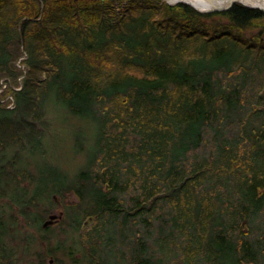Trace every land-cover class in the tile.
<instances>
[{
	"label": "trees",
	"instance_id": "obj_1",
	"mask_svg": "<svg viewBox=\"0 0 264 264\" xmlns=\"http://www.w3.org/2000/svg\"><path fill=\"white\" fill-rule=\"evenodd\" d=\"M1 77L19 86L0 104V264H64L30 231L57 207L89 264H264L263 11L0 0ZM49 106L89 127L73 177L48 160Z\"/></svg>",
	"mask_w": 264,
	"mask_h": 264
},
{
	"label": "rangeland",
	"instance_id": "obj_2",
	"mask_svg": "<svg viewBox=\"0 0 264 264\" xmlns=\"http://www.w3.org/2000/svg\"><path fill=\"white\" fill-rule=\"evenodd\" d=\"M163 1L170 4L168 0ZM25 58L26 55L24 57L22 56L16 62L17 71H21L23 75L26 73V67L22 63V60ZM23 78V76H20V78H18V82L22 83ZM13 85H16V82L9 80L8 77L0 78L1 105L9 104L12 106L10 102L12 98H5L2 93L5 92L9 86L14 87ZM47 111L46 118L40 125V129L43 131V142L48 160H51L52 163H55L56 166L63 169L71 177H73L84 167V165H86V152L90 145L89 142V144H85V151L76 152L75 140L81 130L87 129L89 132V127L83 122V120L81 121L80 119L73 117L64 109L59 110L55 106H49ZM23 155L25 163H29L30 170L34 172L35 164L39 163L41 159L38 155L31 156L28 153H24ZM72 198L76 199L74 197H71L70 199ZM56 200L58 201V198ZM52 216H55L56 218L48 224V226H44V229L51 228L49 232H36L34 229H30L38 240H41L42 237L50 239L49 244L42 243L41 245H36V249L45 251L49 246L57 248V245L62 243L60 249L56 252L55 257L61 260L64 264H89L88 261L84 259L83 248L78 243L80 240L79 234L69 230L67 221L63 220L64 211L62 207H57L53 211L52 215L47 218L46 222L50 221ZM87 225L90 226L91 223L88 222ZM260 225H255V228H259ZM137 230H139L138 227H136L135 231ZM76 261L78 262L76 263ZM109 261L113 262L114 257L112 256Z\"/></svg>",
	"mask_w": 264,
	"mask_h": 264
},
{
	"label": "water",
	"instance_id": "obj_3",
	"mask_svg": "<svg viewBox=\"0 0 264 264\" xmlns=\"http://www.w3.org/2000/svg\"><path fill=\"white\" fill-rule=\"evenodd\" d=\"M202 1H204L209 6L208 10L201 11V10H198L194 6H192V5L191 6L194 7L195 9H197L198 11L203 12V13H213V12L227 11V10L231 9L233 7V5H235V4H242V5L250 7L249 5H247V2L264 3V0H202ZM177 3H186V2L179 1V2L174 3V5ZM221 3H223V4H221ZM170 4H172V3H170ZM186 4L190 5L189 3H186ZM251 8L259 9V10L264 12V9H262L260 7L251 6ZM55 218H56L55 216H52L50 218V221L46 222L44 224V226L45 227L48 226V224H50ZM97 264H100V263H97Z\"/></svg>",
	"mask_w": 264,
	"mask_h": 264
},
{
	"label": "bare ground",
	"instance_id": "obj_4",
	"mask_svg": "<svg viewBox=\"0 0 264 264\" xmlns=\"http://www.w3.org/2000/svg\"><path fill=\"white\" fill-rule=\"evenodd\" d=\"M168 1L172 4L179 2V1H183V2L189 3L190 5L196 7L198 10H201V11H206L209 9V6L202 0H168ZM247 5L253 6V7H260L264 9V3H260V2H247Z\"/></svg>",
	"mask_w": 264,
	"mask_h": 264
}]
</instances>
